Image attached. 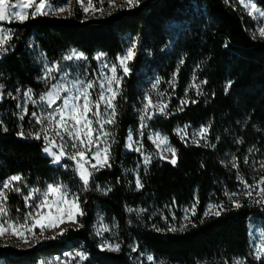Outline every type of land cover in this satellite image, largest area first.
I'll use <instances>...</instances> for the list:
<instances>
[{
  "label": "trees",
  "instance_id": "16d2710c",
  "mask_svg": "<svg viewBox=\"0 0 264 264\" xmlns=\"http://www.w3.org/2000/svg\"><path fill=\"white\" fill-rule=\"evenodd\" d=\"M105 2L96 19H83L72 7V14L64 17L0 22L12 37L0 57V80L8 87L45 90L41 56L57 61L75 49L89 59L96 52L115 58L130 39L139 47L115 100L111 166L93 171L86 190L72 162L52 163L43 142L21 131L24 122L15 115L13 101H0V182L22 177L15 183L20 193L8 194L10 205L22 207L20 194L28 187L58 182L79 197L84 212L76 217V226L65 227L63 234L51 236L55 238L44 237L24 248L0 243V264H47L74 249L86 254L81 264H136L133 242L168 263L234 264L242 259L244 264H264L253 254L248 235L251 221H264V205L244 199L234 207L227 200L247 151L264 154V38L254 33L253 21L236 0H140L135 7L111 10ZM254 2L264 8V0ZM153 76L163 84L174 82L176 97L165 113L145 120L141 139L153 150L148 132L164 133L176 149L175 165L155 156L145 165L140 153L125 149L128 132L141 124V88ZM193 77L200 85L196 92L188 89ZM184 125L206 126V142L182 140L175 130ZM211 204L219 206L215 211L223 209L219 216L207 211ZM193 205L195 215L183 231L153 226L148 219L150 213ZM99 216L117 224L118 251L98 247L93 227Z\"/></svg>",
  "mask_w": 264,
  "mask_h": 264
},
{
  "label": "snow or ice",
  "instance_id": "6c2138e0",
  "mask_svg": "<svg viewBox=\"0 0 264 264\" xmlns=\"http://www.w3.org/2000/svg\"><path fill=\"white\" fill-rule=\"evenodd\" d=\"M73 0H68V4L70 5ZM127 7L132 8L139 4L140 0H124ZM76 3H79L83 8L84 13L92 12L93 14L96 12H100L103 14V9L94 5L93 0H87V4H84V0H76ZM109 6L115 8L117 7L115 0H108ZM241 3L244 4V7L249 9L248 14L251 16L253 12H257L260 17H264V11H261L257 8L255 3H246L245 0H241ZM122 6V5H121ZM27 9H32L29 13L26 11ZM68 12L71 15V11L69 7H53L51 0H19V2H13V0H0V22L7 20H18L23 22L29 18H35L37 15H48V14H61ZM258 34L261 38H264V27H261L258 30ZM11 35L7 32H0V51L3 50V46L8 43L11 39ZM136 44L132 43L131 47L127 49L126 54L117 57L119 64L113 63L111 66L108 64H102L100 70V76L102 78V82L99 83V92L97 99L93 100L90 90L96 87V84L92 80H88L87 82L80 80L76 83L79 84V87L76 86V83L70 82L69 87H65L63 84L59 86H53V91H50L47 96H41L40 102L45 104L48 108H53V105L56 104L57 100H62V103L53 109L52 113H49L47 116L39 117L35 111L32 112V116L35 118L37 124H44V121L48 122V126L42 128L40 131L34 133V138L41 139L45 141V147L43 151L48 155L53 157V163L60 164L62 158H67L68 160H72L74 162L73 171L79 176L80 181L83 182L84 189L86 190L89 185V180L93 175V171H99L100 168L110 167L109 159H110V145L107 144V138L110 133L104 131L105 124H114L115 117L117 115L115 100L120 93V86L123 80L122 76L117 75V67L122 69L123 76L129 75L131 69L129 67V62L135 57L136 52ZM103 54H99L96 59L101 60ZM83 60L86 59L83 53L77 52L76 50H72L70 54L65 55L63 60L71 61V60ZM183 63V60L180 61ZM104 69H107L111 75H105ZM57 71V65H53L52 67L47 69L46 76H51L53 72ZM175 77H173L174 81ZM195 79V78H194ZM160 83L159 78H157L153 87ZM173 83L174 82H170ZM204 83V82H201ZM192 87L199 89V84H193ZM231 86V82H229L227 88ZM75 88V93L72 94V90ZM65 92L68 95L61 97L60 93ZM25 96L31 99V90L25 93ZM148 103L144 104L141 109V120L144 121L145 118L151 119L152 115L149 111L152 107H157L158 111L161 113L164 112L165 108H167V104L162 105H153L151 99L146 95L144 97ZM194 102V101H193ZM33 103H35L33 101ZM182 103H187V101H182ZM101 104L105 105L104 112L102 113L100 110ZM19 107V105H18ZM95 108V111H93ZM111 110L108 112V110ZM26 111V109H25ZM91 113L92 117H95V123L100 125V128L97 129L93 127V119L89 117ZM107 114V118H104V115ZM58 117V118H57ZM24 118L23 115L20 117ZM7 129H5L6 131ZM53 131L55 136L50 138L49 131ZM208 129L202 127L197 133L201 139L204 138V134L207 133ZM95 133V136H94ZM19 135H23V133H19ZM29 135H33L29 133ZM101 135L104 137L103 148L99 147ZM56 137L59 138V142L56 140ZM131 133L129 134L128 139L131 140ZM157 140L159 141V145H166L167 138H160L159 134H157ZM70 142V143H69ZM198 143V141H195ZM73 149L74 151L69 154L66 149ZM93 147L96 148L93 151ZM126 147L131 148L132 145L128 144ZM54 148H58L59 151H53ZM139 151L140 149H136ZM172 153V160L170 161L173 165L176 164V149L168 147L165 149ZM251 151V149H250ZM91 153V158L95 159L96 163L91 164L90 167L92 171L89 170L86 165H89L90 161L87 158L86 154ZM166 158V157H161ZM145 165L149 163V158L145 157L144 159ZM66 168L69 165H64ZM236 165L233 164V167ZM13 182H22V177L19 175H13L4 181L0 182V236L12 235L19 239L26 240V234L34 235L33 229L39 228L40 234L43 235L45 229L58 228L61 224H64L66 221L76 223V217L78 215H84V212L79 203V197L70 192L68 185L62 183H47L43 189L41 188H32L24 195V204L25 207L30 208L31 210L24 213L20 219H15L11 216L7 201L9 192H17L20 193L21 189L19 187L13 186ZM241 183L244 184L245 189H249L246 191L245 195L248 197L252 196L251 189L254 187L245 183L241 179ZM264 184V179H261L257 182L256 187ZM136 187L140 189L143 187L142 183L139 179L136 180ZM261 194H264V188L259 189ZM236 193H233L235 195ZM31 201V203H30ZM256 203H264V199L257 200ZM234 207H240L238 201H233ZM219 208V206H214ZM43 209H47V211H42ZM219 211L212 212L213 215L219 216ZM18 212L19 209H16ZM131 211V209H129ZM211 211V210H210ZM192 214L195 215V205L192 206ZM209 213L206 212L205 216ZM187 218V217H186ZM184 225H181L180 230H184ZM105 231L107 229H104ZM159 231V229H157ZM169 231H177L176 228H169ZM65 229H61L58 235L63 234ZM99 234V233H98ZM55 238V237H51ZM105 247H109L112 251L119 250V244L109 246L105 245ZM135 251V248H133ZM264 252V248L258 249V253ZM65 256H71L72 253H64ZM75 256H78L80 260L85 258L84 254L81 252H75ZM260 255L256 256V259H260ZM149 261L153 260V257L149 255L147 257ZM234 264H244L243 260H236Z\"/></svg>",
  "mask_w": 264,
  "mask_h": 264
},
{
  "label": "rangeland",
  "instance_id": "374dc122",
  "mask_svg": "<svg viewBox=\"0 0 264 264\" xmlns=\"http://www.w3.org/2000/svg\"><path fill=\"white\" fill-rule=\"evenodd\" d=\"M103 1L104 0H93V3L95 6L103 9L102 7ZM105 1H106L105 8L107 10L115 9L117 7L129 8L125 4L124 0H115L116 5H117V7L115 8L109 6L108 0H105ZM236 1L238 5L240 6V8L242 9L243 13L249 16V18L253 21L254 33L258 34V30L261 27H264V17H260L257 12H253V15L250 16L248 14L249 9L244 7V4L241 3V0H236ZM13 2H19V0H13ZM245 2L255 3L254 0H245ZM51 3L53 4V7H69L70 11H71V8L73 7L82 16L83 19H96L101 14L100 12H96L94 14L92 12H89L87 14L84 13L83 8L81 7L79 3H76V0H73V2L70 5L68 4V0H51ZM84 4L85 5L87 4V0H84ZM257 8L260 9L261 11H264V8L261 6L257 5ZM26 11L30 13L32 9H27ZM48 15L64 17V16H68L69 14L68 12H65L61 14H51L50 13ZM13 21H18V20H7L3 22L9 23ZM0 32L9 33V29L5 25L0 26ZM133 42H135L136 44L135 52H137L139 50V47H138L136 40L130 39L124 51L120 53L119 55H117L115 58L107 57L102 52H96L92 56V59H89L84 55L86 59L79 60V61L75 59L71 61L63 60V57L65 55L70 54L73 49H70L67 52L63 53L57 61H52V60L47 59L45 56H41L40 58H38L39 63H40L39 69L41 71L40 79L46 85L45 90L34 91L29 87H26V88H21L18 86L8 87L0 80V101H3V100L13 101L14 108H15L14 109L15 115L22 123L24 122L21 126V131L22 130L25 131V133L29 137L34 138V133L48 126V122L44 121V124H37L35 121V118L32 116V112L35 111L36 114L39 117H41V119H43V117L47 116L49 113H52L53 109L62 103V100H57L56 104L53 105V108H48L45 104H42L40 102L41 96H47V94L50 91H53V86H59L60 84H63L65 87H69L70 82L76 83L80 80H83L85 82H87L88 80H92L96 84V87H94V89H91L90 93H91L93 100L97 99L98 92H99V83L102 82V78L100 76L101 65L108 64L109 66H111L113 63L118 65L119 61L117 60V57L126 54L127 49L131 47ZM76 51L82 53L79 50H76ZM101 53L103 54L102 59L97 60L96 57ZM53 65H57V71L53 72L51 76H46L47 69L52 67ZM103 71L105 75H111V73L107 69H104ZM117 75L123 77V71L119 67H117ZM156 80H157V77L153 76L147 81L146 85H144L141 88V92L137 100L138 107H139L138 112L140 115L139 116L140 120H141V115H142L141 109L143 108L144 104L148 103V101L144 99L146 95L151 99L153 105L167 104V108H165L163 113H165L170 108V103L174 101L172 99L176 97L172 83L168 82V83L163 84L160 82L154 88L153 85L155 84ZM193 84H198V82L194 79V77L192 78V81L190 82L188 89L189 91L196 92L198 89L195 87H192L191 85ZM76 86L79 87V84L76 83ZM29 90H31L30 100L27 96H25V93H27ZM74 93H75V88H73L72 90V94ZM60 95L61 97H64L65 95H68V93L61 92ZM33 101L35 103H33ZM104 109H105V105L101 104L100 110L102 113L104 112ZM93 111H95V108H93ZM110 111L111 110L109 109L108 112ZM149 111L152 116L155 114H161V112L158 111L157 107H152L149 109ZM21 115L24 116L23 119L20 118ZM89 117L92 118L94 121L93 127L99 129L100 125L95 123V117H92L91 113L89 114ZM104 118L105 119L107 118V114L104 115ZM146 119L147 118H145V120ZM145 120L144 121L141 120V124L139 125L137 130L128 132V135L126 136V139H125V149L134 150L140 153L143 164H145L144 163L145 157H148L150 160L152 156H155L165 161H171L172 153L169 151H166L165 149L168 147H171V148L173 147L170 144L168 137L161 131L150 130L147 134V139L152 145L153 150L148 149L143 144L142 139H141V134L143 133V130L145 129L144 128ZM202 127L207 128L206 126H203V125L198 126V127L184 125V126L177 127L175 131L177 135L186 142H191L194 144H204L207 140L206 139L207 133L204 134L203 139H201L200 136L197 135V133H199ZM104 131L110 133V135L107 138V144L111 146V143L113 140L112 124H105ZM29 133H32L33 135H29ZM130 133L132 137L131 140L128 139ZM48 134L50 138L55 136V133L51 130L49 131ZM157 134H159L160 138H164V137L167 138L166 145H159V141L157 140ZM94 136H95V133H94ZM40 140L43 142V148H44L45 141L43 140L42 137ZM56 140L59 142L58 137H56ZM194 140L198 141V143H195ZM128 144H131L132 147L131 148L126 147V145ZM104 146H105L104 137L101 135L99 147L103 148ZM136 149H140V150L137 151ZM95 150L96 148L93 147V151ZM53 151L58 152L59 149L54 148ZM66 151L69 154H71L74 150L69 147L68 149H66ZM45 154L48 155L47 153ZM48 156L53 161V157L50 155ZM86 156L90 161L89 165H86V167H88L89 170L92 171L90 165L95 164L96 161L95 159L91 158V153H87ZM161 157H166V158H161ZM62 160H68V159L65 157V158H62ZM69 161H71L72 164L74 165V162L72 160H69ZM230 164L233 167V164H234L233 158L230 159ZM241 179L245 183L254 186L251 189L252 191L251 197H248L247 195H245L246 191H248L249 189L244 188V184L241 183ZM261 179H264V154L258 153L256 152V150H253V149H251V151L248 150L246 156L243 159V166L237 167V171L235 174V181L237 185L235 189L227 193V200L233 205V201L240 202L245 199L247 201L251 200V201L256 202L257 200L264 199V194H261L259 191L260 188H264V184H261L259 185V187H256L257 182L260 181ZM15 183L16 182H13V186H15ZM32 188H35V187H28L25 193L20 194V197L23 203L22 207H13L12 205H10L9 201H7L11 216L13 218L20 219L24 213L31 210L30 208L25 207L23 197ZM43 188L44 187H42L41 189ZM233 193H236V194L233 195ZM261 204L264 205V203H261ZM214 206L215 205L213 204H211V207L208 206L206 208L207 211L210 213L214 212L216 210V207ZM16 209H19V211L17 212ZM42 211L46 212L47 209H43ZM136 211L137 213H142V210L139 208H137ZM191 216H192V206H184V207H170L168 208L166 212L162 211L159 213H150L148 219L152 221L151 223L153 226H157L159 228L168 230L169 228L180 229L181 225L185 226L187 223L190 222ZM76 225H77V222L72 223V222L66 221L64 224H61L58 228L45 229L43 232V235L40 234L39 228H34L33 229L34 235L26 234L27 242H25L24 239H19L12 235L0 236V243H6L8 241H11V242H15L17 245L24 248V247H28L32 245L33 243H35L37 240L41 238L51 237L55 235L56 233L60 232L61 229H64L67 226H76ZM93 229H94L93 230L94 237L100 249L112 251L110 250L109 247H105V245L113 246V245L118 244L117 224L115 222H109L105 220L102 216H99L96 222L94 223ZM104 229H107V230L105 231ZM248 235H249V242H250V246L253 251V254L255 255V257L259 254L260 257L264 259V252L258 253V249L264 248V221L261 219L251 221L249 228H248ZM133 248H135V251H133ZM75 252H81L86 257V254L82 250L74 249V250L64 252V253H72L73 255L65 256L63 253L61 255L53 256L50 259H48L47 264H81L85 258L83 260H80L78 256L74 255ZM113 252H116V251H113ZM131 253H132L131 258L136 264H178V263H168L161 259H157L153 257V255L149 251L139 249L135 242L132 243ZM149 255L153 257V260L149 261L147 259ZM236 260H242V259H235V261Z\"/></svg>",
  "mask_w": 264,
  "mask_h": 264
},
{
  "label": "built area",
  "instance_id": "2783aa9c",
  "mask_svg": "<svg viewBox=\"0 0 264 264\" xmlns=\"http://www.w3.org/2000/svg\"><path fill=\"white\" fill-rule=\"evenodd\" d=\"M2 56V51H0V57Z\"/></svg>",
  "mask_w": 264,
  "mask_h": 264
}]
</instances>
